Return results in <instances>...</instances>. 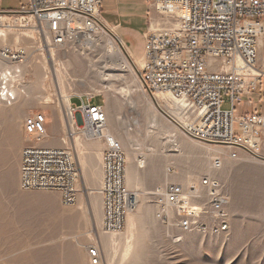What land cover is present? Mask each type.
I'll use <instances>...</instances> for the list:
<instances>
[{
    "label": "rangeland",
    "instance_id": "374dc122",
    "mask_svg": "<svg viewBox=\"0 0 264 264\" xmlns=\"http://www.w3.org/2000/svg\"><path fill=\"white\" fill-rule=\"evenodd\" d=\"M28 3L29 0H0V9L16 10ZM111 8L124 15L113 13ZM102 15L111 21L121 22L120 37L138 57L132 52L133 56L129 57L123 50L129 70L125 73V80L118 82V86H131L137 107L131 109L125 99L114 96L111 106L106 108L108 120L119 114L125 116L126 121H140L139 126L133 125L129 131L140 145L131 146L125 142L127 156L133 151L146 152L153 146L154 155L147 162L155 157L154 161L166 168L169 166L167 164L177 162L172 155L179 152L168 151L165 142L172 138L171 135L179 134V138L192 142L194 151L199 154L207 155L206 147L211 150L209 158L201 159L200 167L205 173H199L190 182L178 181L180 178L166 181L161 173L155 179L143 175L139 184L141 191L147 193V199L145 201L143 198L133 212H142L133 231H128L126 220L121 233H107L102 225L104 208L99 193L105 142L101 138H94L88 131L77 130L71 141L77 156H80V160L77 159L80 176L76 201L71 204L65 202L58 191L23 188L22 152L32 141L24 129L25 118L37 111L46 112L50 142L61 146L62 140L66 139L67 125H64L63 105L59 101L61 85L59 87L55 68L58 69L62 86L70 95H83L86 101V95L100 93L92 103L104 105L105 99L107 104L108 92L97 78L88 75L90 62L96 61L101 54L94 52L84 55L80 46L72 42L56 50L53 65V60L45 55L43 49L38 53L32 48L34 42L30 31L18 28L9 35L7 32L4 40H0V47L7 44L27 46L30 56L23 63L0 61L1 71L12 70L14 73L9 85L16 95L15 99L6 100L0 106V264H94L89 255V247L94 245L101 249L97 264H264V161L249 155L233 159L227 146L201 141L206 135H200L201 140L195 139L181 121L169 114V105L154 96L158 93H150L143 87L139 78V59L145 51L144 31L148 30L153 20L159 22V15L149 0H104ZM111 21L110 24L115 26ZM108 24L106 21L102 28L93 29L87 34L105 45L107 39L113 38V33L118 31ZM18 70H21V74L17 73ZM84 79L86 83H82ZM110 94L113 96V92ZM154 99L160 108L156 107ZM244 100L243 104L237 106V114L248 113L256 106L264 112V101L260 100L258 92L244 97ZM72 102L82 103V99L73 98ZM150 103L159 110L162 124L167 127L163 131L155 128L158 135L147 133L152 117ZM222 107L230 108L229 102ZM115 128V136L123 138L125 132L119 130L118 123ZM168 132L171 133L169 136ZM155 137L161 141L155 143ZM166 151L169 154L164 155ZM192 153L195 154L193 151L186 153L187 158L181 165L193 163ZM83 163H86L85 172H82ZM212 164L218 168L214 170ZM179 170L178 165H173L168 174H179L183 168ZM204 176L219 180L228 198L231 227L227 236L186 233L175 220L162 221L157 216L159 208L154 194L157 188L171 182L187 185L198 183ZM131 188L135 189L134 185ZM169 216L172 217L173 212Z\"/></svg>",
    "mask_w": 264,
    "mask_h": 264
},
{
    "label": "built area",
    "instance_id": "2783aa9c",
    "mask_svg": "<svg viewBox=\"0 0 264 264\" xmlns=\"http://www.w3.org/2000/svg\"><path fill=\"white\" fill-rule=\"evenodd\" d=\"M149 1L159 15V26L152 28L150 23L145 32V62L139 76L143 87L150 93H169L179 101L198 138L195 126H205L209 138L202 140L227 146L231 158L249 155L264 161V112L255 108L245 114L236 113L246 96L258 92L264 101V0ZM102 3L103 0H29L20 9H0V38L2 30L29 28L34 33L32 48L38 53L50 48L52 56L53 51L74 42L78 33L85 35L93 32L94 26L105 25ZM217 32L228 37L223 48L213 47ZM50 33L62 36V45L49 46ZM250 46H261L263 62L258 67L249 66L246 50ZM29 56L27 46L0 47L3 61L23 63ZM12 72L3 70L7 76ZM17 73L21 74V70ZM2 89L9 97L1 99L0 106L1 102L15 99L8 93L6 83ZM97 95H86V101L83 95H72L66 115L69 127L71 120L77 130L88 131L105 142L99 193L104 208L102 225L110 233L123 229L127 213L137 206L139 195L126 181L127 153L122 142L103 132L108 124L106 99L104 105H94L92 100ZM77 97L82 103L72 102ZM226 102L230 104L228 109L222 107ZM47 119L46 112L37 111L24 120L25 132L32 141L22 152L21 184L28 190L58 191L71 204L79 192L78 157L70 135L61 146L50 142ZM154 194L162 210L158 218L175 220L183 232L230 233L228 198L219 180L204 176L190 185L171 182L157 188ZM167 207L172 209V217L165 211ZM89 255L94 264L99 263L100 247H89Z\"/></svg>",
    "mask_w": 264,
    "mask_h": 264
},
{
    "label": "bare ground",
    "instance_id": "6f19581e",
    "mask_svg": "<svg viewBox=\"0 0 264 264\" xmlns=\"http://www.w3.org/2000/svg\"><path fill=\"white\" fill-rule=\"evenodd\" d=\"M103 22L106 25V21L104 18H103ZM157 23H158V21L156 19L153 20L151 22V27L157 28L159 26V24H157ZM19 28L26 29V30L30 31V33H32V37H33L34 33L32 32L31 29L22 28V27H19ZM16 29H18V28H14V30H10V31L2 30L0 40H4L3 37L5 36V33L8 32V35H9L11 32L16 31ZM93 29L96 30L97 27L94 26ZM87 33H88V31L86 32L85 35H83L82 33L81 34L78 33L76 35L74 43L76 44V46H80L79 48L82 51L81 53L84 55H90L91 53H94V52L101 54L96 61L90 62L89 68H88V75L97 78L103 84V86L105 87V89L108 92V94H107L108 102H111V98H113L114 96H117V97L121 96L129 104L131 109L136 108L137 103H136V100H134L132 98L131 86L126 85V84L118 86V82L125 80V73H126V71L129 70V65H128L127 60L125 59V56L123 54V50L129 55V57L133 56V55H130V53L128 52V50H127L128 46L126 45L127 46L126 47L124 45L125 43L123 42V40L120 38V36L117 33H113L114 34L113 38L107 39V44H105V45H102L96 37H93L92 35H88ZM6 36H7V34H6ZM227 44H228V37L225 35L224 32H217V35H213V47L223 48ZM56 45H62V36H57V33H50V35H49V46H56ZM42 49L45 51V55L48 58H50L51 61L53 60V65H54L55 52L53 51L52 56H49L50 55V48H42ZM246 57L249 58V66L250 67H258L259 63L263 62V53L261 51V46L247 47ZM0 61H3V60L0 59ZM6 62H9V61H6ZM139 62L141 63V69H142L144 62H145V58L143 55H142V58L139 59ZM96 67H97V70H95ZM55 70L57 71V75H58L57 76V82L59 83V87L61 85V87H60L61 92L59 94V96H60L59 101L62 103L61 105H63L62 116L64 119V113L67 111V114H68L70 111V99H71L72 95L68 94L67 91L64 89V87L61 84L58 69L55 68ZM13 77H14L13 72L10 76H7L3 73V71H0V101H1V99H5V98L9 97V95L6 96L3 94L4 89L1 90L2 85L4 83H6L8 93L10 92L16 98L15 92L13 91L12 87L9 85V84H11L10 81L12 80ZM4 80H6V82H4ZM7 81H8V83H7ZM82 81H83L82 83H86V79H84ZM111 92H113V96H112V94H110ZM154 96H156L159 100L168 104L169 107L167 106V108H169V114L175 116L179 121H181L185 125V127H187L191 131V133H192L191 135L193 137L197 138L192 132V125L190 123V118L185 115V113H184L185 110L183 109V106H181L179 101L175 100L172 95H170L169 93H165V92L164 93H158ZM154 103H155L157 108H160L157 105L155 99H154ZM1 104H3V103L1 102ZM150 104H151V109H152V117L150 120L151 125L148 126L149 129H148L147 133L148 134L155 133L156 135H158V132L157 131L155 132V128L156 129L159 128L160 130L163 131V130H167L166 129L167 127L165 124H162V121H161L159 114H158L159 110L152 103H150ZM125 118L126 117L123 115H119L118 117H116L119 130H123L125 132V136H123V138L118 137V139L122 142L123 146L126 144L125 142H127L131 146H132V144L133 145H140V143H137L138 140H135L134 137L132 136V134L129 132L132 129L133 125L139 126L140 121L134 120L132 122H129V121H126ZM67 121H68L67 119L64 120L65 127L67 125L66 139L68 136L67 135V129H68L69 135H70V142H71L75 138L74 136L77 133L78 127H76V125H72L71 120H70V127H69V123ZM103 132L106 135L108 134L110 136L111 135L114 136L111 133V131L109 130L108 124H107V126ZM168 133H169L168 134V136H169L171 133L170 132H168ZM195 134H200L203 136L206 135L205 139L209 138V131H205L204 126H195ZM178 136H179V134H178ZM114 137H116V136H114ZM156 138L157 137H155V139ZM158 138H159V136H158ZM199 140H201V139H199ZM172 141H175V137H173V136H172ZM180 141L177 142L176 148L175 149L173 148L174 149L173 152H179V154L182 153L183 142H180ZM201 141H204V140H201ZM204 142L212 144L211 142H208V141H204ZM135 149H137V148H135ZM152 151H153V146H152V148H148L146 152H142V153L141 152L138 153L137 151L131 152L130 162L135 163L134 169H135V172L137 175L139 174L140 170H142V168H144L147 165L148 156H150L152 154ZM179 154L175 153V156H178ZM77 157H78L77 159L80 160V156L78 155ZM139 157H142V159H139ZM127 158H128V156H127ZM136 162H137V164H136ZM212 165L214 167L213 168L214 170H216L215 168H218L217 165H214V164H212ZM138 166L142 167V168H138ZM209 167L207 169H209ZM129 168H130V166H129ZM129 168L127 169V167H126V174H127V171H129ZM207 169H204V170H207ZM163 170H164L165 178H183V176L186 175V172L184 170L181 171V173H179V174L169 175L168 174L169 166H167L166 168L164 167ZM208 177H213V176H208ZM126 181H127V179H126ZM100 185H101V183H100ZM134 190H136L138 192L139 202H141L142 201L141 191L139 189H136V188ZM137 207H138V204L133 210H130L127 213L126 217H128V215L133 213L137 209ZM158 211H157V213H158ZM165 211L169 215L172 213V209L168 208V207H167V209H165ZM159 212H162V210ZM126 220H127V218H126ZM122 231H123V229L120 231H115V232H110V233H121ZM107 233H109V232H107Z\"/></svg>",
    "mask_w": 264,
    "mask_h": 264
},
{
    "label": "crops",
    "instance_id": "0c3cea01",
    "mask_svg": "<svg viewBox=\"0 0 264 264\" xmlns=\"http://www.w3.org/2000/svg\"><path fill=\"white\" fill-rule=\"evenodd\" d=\"M103 3H104V0H103ZM103 3H102V7H103ZM102 7H101V9H102ZM110 10H112L113 11V13H119V14H121V15H124V14H122V13H120L117 9H114V8H111ZM103 17H104V19L106 20V21H108L109 22V26L111 27V28H113V29H115V31L116 30H118V31H116V33L119 35V36H121L120 34V28L122 27V24H121V22H114V21H111V20H109V18H107V17H105V15H103ZM110 21H111V23L112 24H114L115 26H112L111 24H110ZM117 28V29H116ZM119 32V33H118ZM145 32L146 31H144V34H145ZM120 38H122V37H120ZM123 39V38H122ZM123 41H124V39H123ZM126 43V45L128 46H126L128 49V52L130 53V55H134L136 58H138L135 54H134V52H133V49L127 44V42H125ZM131 52H132V54H131ZM111 102H108V100H107V104H106V108L107 107H109V106H111ZM255 108H258L257 106L256 107H254L251 111H253ZM107 110V109H106ZM250 111V112H251ZM108 112V111H107ZM121 114V113H120ZM119 115V114H118ZM118 115H114V117L115 118H113L114 119V122L115 123H113V119H109L108 120V128H109V130L111 131V133L115 136V132H117V129L115 128L116 126H117V120H116V117L118 116ZM62 119H63V116H62ZM63 121H64V119H63ZM116 124V125H115ZM117 137V136H116ZM119 137V136H118ZM170 137H172V136H170ZM173 137H175V141H172V138L171 139H167L166 140V142H165V146L166 147H169V149H168V151H170V152H173L174 151V149L176 148V146H177V142H179L180 140V142H183V144H182V146H183V148H182V153H180L178 156H175V155H172V154H170V155H172L173 157H174V159L177 161V162H171L170 164H167V165H169V171H171V167L173 166V165H178L179 167H180V170L183 168V170L186 172V175L185 176H183V178H180V179H178V181H189L190 182V180H192L193 178H194V176H196V175H198L199 173H205L204 171H203V168H201L200 167V165H201V159H203V158H207L208 156H209V154H210V156H211V153H210V151L211 150H208L209 148H207L206 147V149H207V155H202V154H199L196 150L194 151V145L192 144V142H189V141H187V140H183V139H181V138H179V136H176V134H173ZM195 138V137H194ZM195 139H198V138H195ZM199 140V139H198ZM155 143H158L159 141H161V140H159L158 138H156L155 139ZM169 141V142H168ZM176 144V145H175ZM171 147V148H170ZM174 148V149H173ZM173 149V150H172ZM154 151H155V149H154V147H153V151H152V156L154 155ZM194 152L195 154L193 155V153H192V155H191V160H193V163H191V164H188V165H181V163L183 162V160L184 159H186L187 158V156H186V153L187 152ZM167 154H169V153H167V151H166V153H164V155H167ZM197 154V155H196ZM150 155V156H151ZM196 155V156H195ZM150 156H148V158L150 157ZM84 157H86V156H84ZM209 158V157H208ZM211 158V157H210ZM130 156L128 155V158H127V169L129 168V166H130V168H129V171H127V174H126V179H127V182H128V184H129V186L131 187V185H134V187L136 188V189H139L140 191H141V188H140V184H139V180H140V178L143 176V175H150L153 179H155V178H158L159 177V173H161V175H162V177L166 180V181H170V180H177V179H174V178H165V176H164V170H163V168L164 167H162L161 166V163L160 162H156V161H154V160H156V158L155 157H151V159H150V161L149 162H147V165L144 167V168H142V170H140V172H139V174L137 175L136 174V172H135V169H134V164L135 163H132V162H130ZM167 165H165V166H167ZM179 170V171H180ZM86 171V163H83V166H82V172H85ZM168 171V173H170ZM169 175H171V174H169ZM89 176V178H91V175H88ZM138 187V188H137ZM141 194H142V199L144 198V200L146 201V199H147V197H146V192H142L141 191ZM143 200V201H144ZM141 214H142V212H138L137 211V213H133V214H131V215H128V217H127V222H128V231H133V228H134V226H135V223H136V220L141 216Z\"/></svg>",
    "mask_w": 264,
    "mask_h": 264
}]
</instances>
